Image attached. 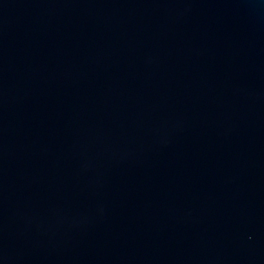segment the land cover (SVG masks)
Segmentation results:
<instances>
[{
  "label": "water",
  "instance_id": "obj_1",
  "mask_svg": "<svg viewBox=\"0 0 264 264\" xmlns=\"http://www.w3.org/2000/svg\"><path fill=\"white\" fill-rule=\"evenodd\" d=\"M0 264H264V0H0Z\"/></svg>",
  "mask_w": 264,
  "mask_h": 264
}]
</instances>
